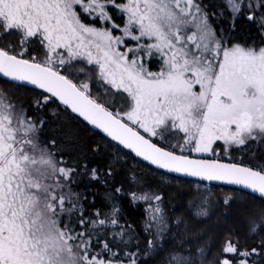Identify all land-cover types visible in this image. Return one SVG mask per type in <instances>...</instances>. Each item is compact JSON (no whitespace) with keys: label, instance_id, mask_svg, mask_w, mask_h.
Wrapping results in <instances>:
<instances>
[{"label":"snow or ice","instance_id":"snow-or-ice-1","mask_svg":"<svg viewBox=\"0 0 264 264\" xmlns=\"http://www.w3.org/2000/svg\"><path fill=\"white\" fill-rule=\"evenodd\" d=\"M227 2L235 21L244 0ZM156 55L162 66L152 71L148 60ZM0 78L39 89L37 107L63 106L69 121L86 122L157 169L239 186L247 190L241 195L264 202V165L218 158L264 143V46H225L196 0H0ZM93 80L107 86L112 105L94 95ZM45 123L0 89V264H138L134 253L125 252V260L114 250L126 243L122 228L111 240L103 231L118 224L119 209L85 219L83 205L72 199L76 169L40 141ZM71 136L69 129V143ZM90 175L99 178L95 168ZM151 220L156 235L147 243L155 250L167 226L159 203ZM261 229L264 220L249 230ZM234 235L222 238L212 264H250L246 258L257 249L242 250ZM204 255V248L177 250L167 264H198Z\"/></svg>","mask_w":264,"mask_h":264},{"label":"trees","instance_id":"trees-1","mask_svg":"<svg viewBox=\"0 0 264 264\" xmlns=\"http://www.w3.org/2000/svg\"><path fill=\"white\" fill-rule=\"evenodd\" d=\"M201 1L209 3L212 7L217 5V0ZM259 12L264 16V8L260 7ZM253 14L258 15L242 9L231 24L228 16L222 13L223 25L226 27L231 25L230 35L232 38L235 37L237 42L248 43L258 37L254 18L252 20L247 18ZM115 19L120 23L122 17L115 16ZM32 50L37 51L36 46ZM156 60L158 59H152L153 66L157 63ZM11 85L12 82L0 78V89L15 101L18 110L24 109L26 115L33 121L38 122L41 119L46 121L39 131L41 143L52 148L56 158H62L66 166L76 169L70 182L71 190L75 194L72 199L83 205L85 219L96 218L97 212L101 218L110 216L113 207L119 209L116 213L118 224L113 226L109 223L103 231L108 233L106 238L111 240L113 231L123 229V240L126 243H119L114 249L120 253V258L126 260L124 254L129 252L135 254L138 264H155L156 261L165 262V255L168 262L170 255L177 250L191 251L195 254L198 248H204L205 255L197 258L198 264L200 261L212 264L219 255L222 238L228 233H234L233 240L239 241L242 250L251 252L253 248L257 249L256 253L246 259L252 264H264V248L261 247L264 229H261L259 234L249 230L253 221L264 220V202L259 198L249 193L241 195L240 193L244 191L238 189L207 185L155 170L99 132L90 129L84 122L69 121L62 112V106L57 108L56 104H49L44 108L37 107L33 101L40 90ZM91 87L94 95L102 98V102L112 105L113 98L105 94L103 90L105 87L95 80L92 81ZM115 103L119 108L118 99ZM69 129L72 132L70 143L65 138ZM51 140L56 141L54 148L50 144ZM251 152L255 153L254 158H257L259 165L248 161ZM230 156L233 161L258 168L264 165V143H249L241 150H233ZM93 168L99 177L96 180L91 179L90 173ZM117 188L120 189L119 192L116 191ZM133 193L136 196L145 193L163 196V200L157 203L162 207L165 221L168 223L169 238H166L156 253H151L147 259L144 258L148 250L147 242L152 238L148 230L147 205L152 203V200H134ZM225 199H229L227 204L224 203ZM202 210L207 212L206 216L197 214ZM177 220H181L182 223L178 224ZM174 232L176 239L170 237ZM117 241H120L119 237Z\"/></svg>","mask_w":264,"mask_h":264},{"label":"rangeland","instance_id":"rangeland-1","mask_svg":"<svg viewBox=\"0 0 264 264\" xmlns=\"http://www.w3.org/2000/svg\"><path fill=\"white\" fill-rule=\"evenodd\" d=\"M121 2H126V0H121ZM196 2L199 3L201 5V7L203 8L204 12L207 13L209 23L213 26V28H214V30L216 32V37L218 39H220L225 44V46H229L230 47V46H232L234 44H238V43H233L232 42L233 40H232V38L229 35V30L231 28V25L228 26V29L226 27H223L224 25H223L222 21L224 19V16L222 15V13H225L228 16L229 23L232 24V22H233V13L231 12V9H230V7L228 5L227 0H217V5H214L215 7L214 6L212 7V5L211 6L209 5V3L202 2L201 0H196ZM260 2H261V0H244L245 7H243L242 9L245 10L246 12L257 13L258 14V15H256V14L254 15L253 14L254 21L257 24V35H258V37L255 38L253 41H250L248 43H242L241 45H243V46L256 47V48L264 46V27H262V22H261V17L262 16L259 14L260 13L259 12ZM248 4H251L252 7H250V8L246 7V5H248ZM119 15L120 14H118V13L116 14V16H119ZM124 19H126V17ZM116 22L119 23L118 21H116ZM117 34H119V33H117ZM135 44H136L135 41H130L129 42V46H134ZM156 57H158L160 59V57L158 55ZM152 59H154V58H152ZM150 61H151V59H150ZM150 61L148 60V66H149V62ZM156 61H157V63L155 64V66H153V67L149 66L150 70H152V71H159L160 70V68L162 66L161 65V60H159V61L156 60ZM103 87H107V86L105 85ZM243 147L244 146H242V148ZM242 148H234L233 150H236V149H240L241 150ZM233 150H232V152H233ZM254 154H255L254 152L249 153L248 161L251 164L259 165V163L257 164V162H258L257 158H254ZM192 155L195 156V154H192ZM218 158H222V159H226V160H234V159H231V156H224L223 154H221V157H218ZM156 205H157V201H155V200H152V203H149L147 205V210H148V230H149L150 235H152L151 239H153L154 238L153 236L156 235L155 226L149 227V225H153L154 224V222L151 220V217H152V209ZM166 225L168 226V223H166ZM167 226L164 228V230L160 234V237L157 239V247H156V249L155 250H149V253L144 256L145 259L150 258L151 253L152 254H154V252L156 253V251L161 247L162 242L166 238H169V237H167V235H168V231H167L168 227ZM175 233L176 232L172 233L170 235V237H174V239H176V234ZM177 238L180 239V237H177ZM165 259H166L165 262L158 263L156 261L155 264H167V255H165Z\"/></svg>","mask_w":264,"mask_h":264},{"label":"water","instance_id":"water-1","mask_svg":"<svg viewBox=\"0 0 264 264\" xmlns=\"http://www.w3.org/2000/svg\"><path fill=\"white\" fill-rule=\"evenodd\" d=\"M2 79H4V78H2ZM25 86L30 87V88H34V87L31 86V85H25ZM34 89H35V88H34ZM37 90H39V89H37ZM62 107H63V106H62ZM84 123L87 125L86 122H84ZM87 126H88L90 129H92L93 131H97V132H99V130H94V129L92 128L91 125H87ZM99 133H100V132H99ZM100 134H102L104 137H106L103 133H100ZM106 138H107V137H106ZM107 139L110 140V138H107ZM112 142H114V141H112ZM114 143L117 144L116 142H114ZM117 145H118V144H117ZM118 146H120V145H118ZM120 147L123 148L122 146H120ZM123 149H124V148H123ZM124 150H126L127 152H129L131 155H133L136 159H138V160L141 161L142 163L148 165L149 167H151V168H153V169H155V170L161 171V172H163V173H166V174H169V175H172V176H175V177L183 178V179H189V180L199 181V182L205 183V184H207V185H220V186H224V187H228V188H234V189H238V190H241V191L247 192V190H243V189H241L239 186L229 185V184H226V183L221 182V181H201V180H199V178H196V177H188V176H184V175H182V174L168 173V172H166L165 170L157 169V168H155V166L149 165L146 161H143L142 158L136 157L135 154L132 153L130 150H128V149H124ZM192 158H196V156L192 155ZM220 159H221V158H220ZM221 162H223V163H237V164L242 165V166H249V167H253L254 169L257 168V167H254V166H252V165H248V164L240 163V162L233 161V160L221 159ZM249 194H251V193L249 192ZM251 195H252V194H251ZM257 198H258V197H257Z\"/></svg>","mask_w":264,"mask_h":264},{"label":"flooded vegetation","instance_id":"flooded-vegetation-1","mask_svg":"<svg viewBox=\"0 0 264 264\" xmlns=\"http://www.w3.org/2000/svg\"><path fill=\"white\" fill-rule=\"evenodd\" d=\"M223 27H226V26H223ZM226 28L228 29V27H226ZM230 30H231V28H230ZM230 30H229V35H230ZM230 37L232 38L231 35H230ZM232 40H233V41H232L233 43L242 44L241 41H240V42H237L236 39H235V37H233ZM156 56H157V55H156ZM156 56L154 57V59H158V61H159L160 59H159L158 57H156ZM149 61H150V59H149ZM151 61H152V59H151ZM151 61L149 62V66L153 67V65L151 64ZM154 66H155V64H154ZM250 264H252V263H250Z\"/></svg>","mask_w":264,"mask_h":264}]
</instances>
